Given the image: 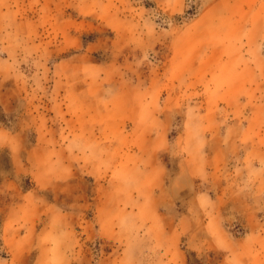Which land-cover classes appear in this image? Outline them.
<instances>
[{
    "label": "rangeland",
    "instance_id": "obj_1",
    "mask_svg": "<svg viewBox=\"0 0 264 264\" xmlns=\"http://www.w3.org/2000/svg\"><path fill=\"white\" fill-rule=\"evenodd\" d=\"M0 264H264V0H0Z\"/></svg>",
    "mask_w": 264,
    "mask_h": 264
}]
</instances>
